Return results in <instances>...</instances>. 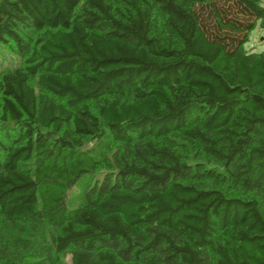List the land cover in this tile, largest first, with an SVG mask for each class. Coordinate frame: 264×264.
<instances>
[{
    "label": "trees",
    "instance_id": "trees-1",
    "mask_svg": "<svg viewBox=\"0 0 264 264\" xmlns=\"http://www.w3.org/2000/svg\"><path fill=\"white\" fill-rule=\"evenodd\" d=\"M259 23L264 0H0L21 59L0 70V264H264Z\"/></svg>",
    "mask_w": 264,
    "mask_h": 264
},
{
    "label": "rangeland",
    "instance_id": "rangeland-1",
    "mask_svg": "<svg viewBox=\"0 0 264 264\" xmlns=\"http://www.w3.org/2000/svg\"><path fill=\"white\" fill-rule=\"evenodd\" d=\"M154 33L158 38H167L168 34L160 21L154 26ZM246 51L262 52L264 50V25L259 23L256 30L252 32L250 41L245 45ZM21 66V59L0 45V70L4 68H16ZM39 92V89L37 90ZM92 109L95 107L92 105ZM90 143L89 146H92ZM62 264H71V255L67 253L60 257Z\"/></svg>",
    "mask_w": 264,
    "mask_h": 264
}]
</instances>
